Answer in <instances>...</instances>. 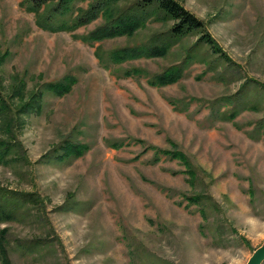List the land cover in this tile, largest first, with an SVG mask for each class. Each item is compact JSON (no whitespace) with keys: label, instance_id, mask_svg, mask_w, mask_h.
Instances as JSON below:
<instances>
[{"label":"rangeland","instance_id":"374dc122","mask_svg":"<svg viewBox=\"0 0 264 264\" xmlns=\"http://www.w3.org/2000/svg\"><path fill=\"white\" fill-rule=\"evenodd\" d=\"M177 1L203 22L232 64L196 47V34L164 57L113 64L108 52L149 44L171 23L149 21L131 36L88 45L74 36L101 25L100 18L49 32L36 25L25 0H0L3 95L23 86L27 97L63 77L76 80L64 96L45 93L41 111L24 117L18 139L26 163L0 166L1 186L37 193L45 202L42 218L3 225L12 264H245L263 243L264 134L248 135L264 117V0ZM189 48L196 57L172 85L154 88L145 76L124 73L159 74L181 63ZM235 101L241 111L221 121ZM63 141L88 150L70 162L43 163ZM170 143L189 158L195 181L177 160L153 162L154 150H171ZM193 194L217 205L203 232L199 207L183 199ZM36 238L43 245L31 249Z\"/></svg>","mask_w":264,"mask_h":264},{"label":"trees","instance_id":"16d2710c","mask_svg":"<svg viewBox=\"0 0 264 264\" xmlns=\"http://www.w3.org/2000/svg\"><path fill=\"white\" fill-rule=\"evenodd\" d=\"M122 0H25L26 9L35 15L36 25L49 32H70L91 22L101 19L102 24L85 35H75L82 42L93 45L105 39H113L123 36H131L136 30L143 28L147 22L156 21L163 24L171 23L165 31L158 32L149 44L138 46H125L107 53V59L113 64H121L130 60L141 58L164 57L172 47L183 38L198 35L196 47H206L213 55L227 64L231 60L223 53L215 40L205 30L201 20L187 11L177 0H135L133 4L122 7ZM87 3L86 7L75 8L76 4ZM76 11V12H75ZM66 17L70 18L69 22ZM95 52L98 60L102 56ZM193 51L187 49L186 56L177 65H171L161 73L148 76L143 69L133 68L124 70L126 76H145L150 87L161 88L172 85L179 81L184 70L195 59ZM3 57L0 58V62ZM74 77H63L58 82L48 83L42 90L25 96L19 89H13L7 97L0 88V166L15 167L26 163V152L19 141L18 136L25 125L24 117L32 113H38L42 109L44 94L51 93L56 97L67 94L75 84ZM18 100L16 103L13 101ZM167 101L171 103L170 100ZM231 112L219 116L221 121L231 122L241 111L237 101L233 103ZM238 107V108H237ZM264 134V117L256 122L248 137L257 140L258 135ZM257 136V137H256ZM142 143L141 140H136ZM171 150H154L153 162L157 163L162 156L170 160H177L183 167L180 171L187 176L189 182L197 179L196 170L189 158L178 151L176 145L170 143ZM88 147L83 143L63 141L53 147L43 157V163L52 161L58 163L70 162L84 155ZM159 155V156H158ZM170 197L172 190L160 188ZM189 206L195 205L202 220L200 232H203V222L209 221V210H215L217 205L210 196L193 194L183 196ZM57 211H67L64 206H59ZM216 211V210H215ZM45 213L44 200L34 192L12 190L0 185V264H12L9 255L11 241L9 240V228L3 226L11 222H19L27 217L42 218ZM217 236H214V240ZM241 242L246 244L245 239ZM43 242L40 238L31 240V249L41 247ZM29 249V248H28Z\"/></svg>","mask_w":264,"mask_h":264},{"label":"water","instance_id":"95a60500","mask_svg":"<svg viewBox=\"0 0 264 264\" xmlns=\"http://www.w3.org/2000/svg\"><path fill=\"white\" fill-rule=\"evenodd\" d=\"M264 262V241L255 249L245 264H262Z\"/></svg>","mask_w":264,"mask_h":264}]
</instances>
